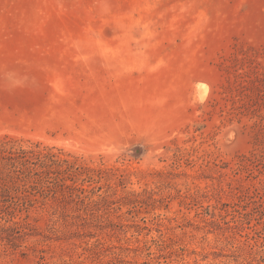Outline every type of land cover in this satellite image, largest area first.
Wrapping results in <instances>:
<instances>
[{
    "label": "rangeland",
    "instance_id": "374dc122",
    "mask_svg": "<svg viewBox=\"0 0 264 264\" xmlns=\"http://www.w3.org/2000/svg\"><path fill=\"white\" fill-rule=\"evenodd\" d=\"M0 264H264V0H0Z\"/></svg>",
    "mask_w": 264,
    "mask_h": 264
},
{
    "label": "bare ground",
    "instance_id": "6f19581e",
    "mask_svg": "<svg viewBox=\"0 0 264 264\" xmlns=\"http://www.w3.org/2000/svg\"><path fill=\"white\" fill-rule=\"evenodd\" d=\"M206 88L205 87H201L199 90V96L198 99H204L206 97ZM200 97V98H199Z\"/></svg>",
    "mask_w": 264,
    "mask_h": 264
},
{
    "label": "trees",
    "instance_id": "16d2710c",
    "mask_svg": "<svg viewBox=\"0 0 264 264\" xmlns=\"http://www.w3.org/2000/svg\"><path fill=\"white\" fill-rule=\"evenodd\" d=\"M5 191H6V192H9V190H8V189H6Z\"/></svg>",
    "mask_w": 264,
    "mask_h": 264
}]
</instances>
